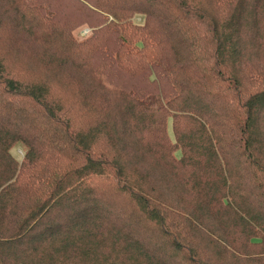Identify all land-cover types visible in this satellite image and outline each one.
I'll list each match as a JSON object with an SVG mask.
<instances>
[{
  "label": "trees",
  "instance_id": "1",
  "mask_svg": "<svg viewBox=\"0 0 264 264\" xmlns=\"http://www.w3.org/2000/svg\"><path fill=\"white\" fill-rule=\"evenodd\" d=\"M0 8V264H264V0Z\"/></svg>",
  "mask_w": 264,
  "mask_h": 264
},
{
  "label": "rangeland",
  "instance_id": "2",
  "mask_svg": "<svg viewBox=\"0 0 264 264\" xmlns=\"http://www.w3.org/2000/svg\"><path fill=\"white\" fill-rule=\"evenodd\" d=\"M1 9V8H0ZM64 14V12H63ZM140 16H134L133 19L135 21L140 22L141 19ZM6 17L2 16L0 17V20H5ZM90 31V28L86 25V24H81L79 26H76L74 30H72V34L74 39H81L83 38L85 35H87ZM23 34V33H21ZM17 38V35H15ZM6 38L8 39H14L12 38V36L7 35ZM29 44L31 46H33L34 48L32 49H28L25 51L29 52L30 54H34L35 55V59H39L41 56L44 58H51V59H58L60 60L61 58H64L65 60L67 58H70L62 49H60L59 46H53L50 44L49 41L45 40L43 43H39L37 45H35L34 43H31V40H28ZM78 41V40H74ZM3 43L7 44V47L9 45V40H5ZM19 47V46H18ZM10 49L16 50L15 46L12 45L10 47ZM14 56V55H13ZM19 59H21L18 56ZM30 63H26L25 64V68H27V70L32 71L31 69H33L32 72H38V77L42 78V79H46L47 77L51 76V73L49 71V66L43 65L40 61L37 63L38 67H36L35 65H33L34 68L29 67ZM28 66V67H26ZM39 68V69H38ZM52 81V80H51ZM57 95H59V97L62 99L63 102H65L66 104L62 107V110H67V112H69V116H76V118L80 117L79 120V125L76 126V129H86V127L83 125H92V124H96L94 122V119L96 118L94 115V111L90 109L89 104H86L87 101V97L88 94H86L84 91L75 94V91L73 89V87L69 86H58V91L56 92ZM96 103H97V99H96ZM72 124H75V122L73 121ZM76 125V124H75ZM168 135L170 137L172 136V126H171V121L170 119L168 120V129H167ZM174 143V139L172 138V141ZM98 145L100 147H104V145H102L101 142H97ZM128 145V144H126ZM177 151L175 152V155L177 156V158L181 157L182 154V150L180 149H176ZM23 147L22 145H15L12 150L11 153L14 155V157L16 158V160L18 162H20L21 158L23 157ZM120 151V149L118 150V152ZM111 152V151H108ZM150 155H146V157H149ZM151 158H148L147 161H149ZM110 171L107 174L101 175V176H95L98 179H104L106 178L108 175H110ZM164 193V192H163Z\"/></svg>",
  "mask_w": 264,
  "mask_h": 264
}]
</instances>
